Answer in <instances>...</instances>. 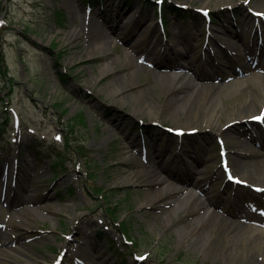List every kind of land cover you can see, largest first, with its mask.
Here are the masks:
<instances>
[{"label": "rangeland", "instance_id": "rangeland-1", "mask_svg": "<svg viewBox=\"0 0 264 264\" xmlns=\"http://www.w3.org/2000/svg\"><path fill=\"white\" fill-rule=\"evenodd\" d=\"M96 3L91 9L85 0H0V264H264L260 237L239 242L230 258L223 254L226 234L201 248L186 236L195 213H182L165 194L173 178L203 160L197 168L205 166L206 194L192 185L199 175L175 183L181 195H200L229 220H264V185L232 166L235 140L221 132H239L264 159V115L253 121L260 105L229 122L245 103L263 102L244 80L264 79V0ZM116 12L126 18L121 26ZM104 36L111 46L103 47ZM187 46L195 66L185 84L200 95L170 105V87L157 75L178 79L181 71L152 63L174 65L164 57ZM106 63L111 70L102 74ZM213 110L220 116L208 127L202 120ZM220 146L234 185L221 168ZM153 152L165 163L163 174H172L163 184L149 181L143 168Z\"/></svg>", "mask_w": 264, "mask_h": 264}, {"label": "bare ground", "instance_id": "bare-ground-1", "mask_svg": "<svg viewBox=\"0 0 264 264\" xmlns=\"http://www.w3.org/2000/svg\"><path fill=\"white\" fill-rule=\"evenodd\" d=\"M204 3H210L212 0H202ZM116 19L119 20V25H123L124 22H126V19L122 18L120 19V12H116ZM88 20V34L94 33V26H96V22L94 17H90ZM215 31V30H214ZM115 33V31H112V33ZM80 31H77L76 33H73L72 36L76 37L77 39L80 36ZM243 35V30L239 31L238 33H236V37L239 38L241 40V36ZM215 36V35H214ZM217 36V35H216ZM102 41H104L103 43V47H105L106 45L111 46V41L109 38L107 37H101L100 38ZM99 38H97L98 41H100ZM101 42V41H100ZM226 46H230L231 48H236L237 44H233V42L228 41L227 43H225ZM187 47H185V52H178L177 56L175 57L174 53H172V55L174 57H170V55H166L164 57V61L166 63H168L171 58H175V64L177 62V60H184L185 64L181 65L178 63V65H170V66H162L159 62L156 63H152L155 66H159V67H164V68H177L180 69L179 71H181L178 79H176L175 77H171V76H167V75H160L158 74L157 77L158 79L165 85V86H169L170 87V99L168 100V103L170 105L176 104V105H183L184 99L188 98V99H195V97H198V95H200V93H196L193 94L191 92V89H189L187 87V85L185 84V82L187 83V76L185 75L186 72L188 71H192L194 69V64L191 60H189L187 58V56L192 52L191 49H187ZM99 49V43L98 46L96 45L95 47L92 48V51L94 52L95 50ZM101 49V48H100ZM147 49L150 50V52H153V49L150 47V45L148 44ZM221 51V49H220ZM140 60L144 59V62L148 65H152L151 64V59L150 58H146V57H139ZM138 58V59H139ZM111 65L110 63H106L101 67L100 73H107L111 70ZM142 67V66H138V69ZM185 71V72H182ZM240 76H244V73H240ZM258 83L253 82L252 79H246L244 80V84L247 85L249 88L252 89H256V93H259L260 95L264 96V79H258L257 80ZM189 83V82H188ZM118 90V89H117ZM119 92V90L117 91ZM116 92V93H117ZM192 93V94H191ZM214 95V94H213ZM213 95L211 96V98L213 97ZM259 113L260 115H264V97H263V102H257L256 100L254 101H249L247 103L244 104V106L242 107V109H238L237 112H234V114H232L229 117V122H234L235 120H243V115L242 113L244 111H250L253 109H256V106H259ZM169 107V106H168ZM191 108V107H190ZM190 108H189V112L190 113ZM184 109V108H182ZM220 110L218 111H212L207 117H206V121L204 122L202 120V123H205L208 127L211 126L215 119L217 117L220 116ZM183 113V112H182ZM186 114V113H185ZM186 114V115H188ZM184 115V114H182ZM181 115V116H182ZM258 115V114H257ZM254 115V116H257ZM201 123V126H202ZM112 124V123H111ZM114 125V124H112ZM198 126V125H196ZM190 130V128H187ZM222 133L224 132V134L227 136V138L233 139L235 140V146H234V150L232 151V154L234 156V159L232 160V166L237 168V166H240V169L242 172L248 171L249 174L251 176H254V178L256 179V182L261 183L262 185H264V159H261V154L256 152V151H252L249 148L246 147V140L243 139L240 135L239 132L236 133H232L229 132V130H222ZM244 149V150H243ZM161 155L160 154H155L154 152L152 153V155H150L149 157L146 158V164H144L143 168H145V172L146 174L149 175V181L152 182H156L158 184H163L165 183L167 180H169L168 178L171 177V173L168 172V174H163V170L165 168V163L163 161L160 160ZM249 157L250 159H252L250 161V163L248 164V162H246L245 158ZM254 159V160H253ZM246 162V163H245ZM202 164H206V161L203 160H198V161H194V166L191 169L187 170L186 173L184 174V177L181 178H173L174 182H170L169 185H167L168 190L165 192L166 195H170L173 197L171 203L173 202L174 204L177 205L178 209L182 210V213H190V212H194L196 217L195 220H193V222H191L190 227L187 230L186 236L188 238L190 237H194L193 241L199 245L201 248H208L211 249L213 248V246L215 245V243L217 242V240L222 236L225 235V244L226 247H229L228 250H225V252L223 253L225 256H228L230 258V256L232 255L231 253H233L232 251H234V249L236 250L239 245V242H246L248 243V241L254 242L257 241V239L260 237L263 241L262 243L264 244V220H260L258 218H256L255 220H252L251 214H247L246 217L242 220H229L228 218L220 215L215 209L217 208V205L214 206H210L209 200L207 201L206 199H201V196H196L193 193H188L186 195H181L182 190L177 187L175 185V183L177 181H190L191 178L193 176L197 177L199 175H202L201 180L199 179L198 181H196L195 183H193V187L194 189L198 190L202 195L206 194V190L207 188L205 187L206 185V179L204 177V168L203 167L202 170H198L197 167H199ZM241 180L243 181H247L248 179L242 178L240 176ZM249 180H251L252 178L249 176ZM24 194V196L22 197L23 201H27L28 199H30L29 197H27L26 193H22V195ZM11 201V200H10ZM212 208V209H211ZM247 220H252L253 223H247ZM253 224L255 226H253ZM217 235V237H215ZM262 246V245H261ZM223 252V251H222ZM223 256V255H222ZM258 256L264 258V245L262 247H259L258 249ZM254 257H250L249 261H253ZM240 262V261H239ZM0 263H4V260H0ZM26 264V263H24Z\"/></svg>", "mask_w": 264, "mask_h": 264}, {"label": "trees", "instance_id": "trees-1", "mask_svg": "<svg viewBox=\"0 0 264 264\" xmlns=\"http://www.w3.org/2000/svg\"><path fill=\"white\" fill-rule=\"evenodd\" d=\"M89 3H91L92 1H95V0H87ZM172 9H169V10H166L165 11V9H164V12H165V14L167 15V14H169L170 13V11H171ZM172 11H175L176 13H178L179 14V12H182L181 10H177V9H173ZM186 18H190V19H195V17H192V16H186ZM79 120H80V123H83V119H82V115H79ZM98 191H100V190H98ZM105 189H103L102 191H101V193H102V196L104 197L105 195ZM107 192V191H106ZM114 211L113 212H117L118 211V209H117V207H115L114 206V209H113ZM123 225V222L121 223V226ZM123 231L125 232V233H127L128 232V230L123 226Z\"/></svg>", "mask_w": 264, "mask_h": 264}]
</instances>
